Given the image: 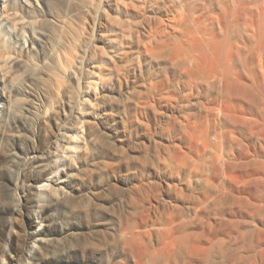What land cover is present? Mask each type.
<instances>
[{"label":"bare ground","instance_id":"1","mask_svg":"<svg viewBox=\"0 0 264 264\" xmlns=\"http://www.w3.org/2000/svg\"><path fill=\"white\" fill-rule=\"evenodd\" d=\"M93 10L86 93L110 112L96 123L73 112L69 130L86 127L91 157L75 163L94 185L81 203L52 190L48 206L96 221L80 245L102 255L94 264H264V0ZM57 60L70 74L73 56Z\"/></svg>","mask_w":264,"mask_h":264},{"label":"rangeland","instance_id":"2","mask_svg":"<svg viewBox=\"0 0 264 264\" xmlns=\"http://www.w3.org/2000/svg\"><path fill=\"white\" fill-rule=\"evenodd\" d=\"M93 1L0 0V264H94L102 257L80 247L96 221L65 217L59 203L47 204L52 190L86 202L94 185L85 162L75 163L81 151L91 157L82 143L86 127L69 130L73 112L93 122L91 114L105 121L110 112L101 95L86 93V58L97 35ZM64 54L75 62L68 75L57 60ZM65 136L75 145L59 156L53 150L48 164L49 146Z\"/></svg>","mask_w":264,"mask_h":264}]
</instances>
